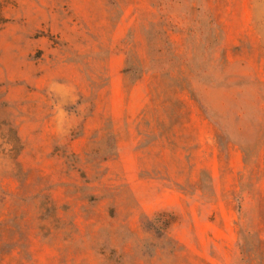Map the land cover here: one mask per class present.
Masks as SVG:
<instances>
[{
    "label": "rangeland",
    "instance_id": "rangeland-1",
    "mask_svg": "<svg viewBox=\"0 0 264 264\" xmlns=\"http://www.w3.org/2000/svg\"><path fill=\"white\" fill-rule=\"evenodd\" d=\"M0 264H264V0H0Z\"/></svg>",
    "mask_w": 264,
    "mask_h": 264
}]
</instances>
